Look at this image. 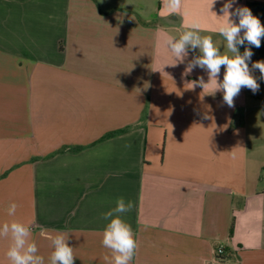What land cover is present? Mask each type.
<instances>
[{
    "label": "crops",
    "instance_id": "crops-1",
    "mask_svg": "<svg viewBox=\"0 0 264 264\" xmlns=\"http://www.w3.org/2000/svg\"><path fill=\"white\" fill-rule=\"evenodd\" d=\"M225 2L0 0V224L27 222L46 264L56 232L74 264H105L103 214L120 197L132 264H264V80L252 70L259 91L230 108L214 84L192 88L208 82L185 71L199 49L176 63L164 44L198 22L231 55ZM238 6L264 24V0ZM251 50L250 69L264 38Z\"/></svg>",
    "mask_w": 264,
    "mask_h": 264
},
{
    "label": "clouds",
    "instance_id": "clouds-1",
    "mask_svg": "<svg viewBox=\"0 0 264 264\" xmlns=\"http://www.w3.org/2000/svg\"><path fill=\"white\" fill-rule=\"evenodd\" d=\"M215 3L216 0H212L211 8ZM235 4L236 0H226L220 9L223 15L218 16L225 17L218 27V32L226 41L227 50L231 55L222 54L211 36H202L198 22L186 25L179 37L167 36L164 40L176 63H183L190 50L195 52L199 49L200 54L188 62L185 71L190 73L199 67L207 72L208 82L205 83L204 78L200 77L192 82V88L200 86L204 89L206 85L214 84L213 94L221 91L224 102L230 108L234 107V98L242 88H248L253 93L259 91L260 85L253 76L252 70L258 69L260 79L264 80V61L253 62L251 69L249 67L254 54L251 47H261L264 24L248 7H234ZM165 6L170 12H178L182 7V0H165ZM233 17H236L238 22ZM239 46H244L242 54ZM222 66L224 74L221 81L219 76ZM133 207L131 201L126 202L120 197L116 200L115 208L103 214V219L108 223L101 233V243L110 253L104 256L105 264H132L139 244L131 225L122 219V215L130 212ZM16 211V203H12L7 210L10 217H14ZM31 237L32 232L27 222L12 220L0 224V238L11 240L5 253L8 264H46L45 257L39 254V248ZM47 239L52 248L47 264H74L76 256L73 247L69 244L68 235L62 232L49 233Z\"/></svg>",
    "mask_w": 264,
    "mask_h": 264
},
{
    "label": "built area",
    "instance_id": "built-area-1",
    "mask_svg": "<svg viewBox=\"0 0 264 264\" xmlns=\"http://www.w3.org/2000/svg\"><path fill=\"white\" fill-rule=\"evenodd\" d=\"M221 253H222L221 251L218 252L219 255H221Z\"/></svg>",
    "mask_w": 264,
    "mask_h": 264
},
{
    "label": "trees",
    "instance_id": "trees-1",
    "mask_svg": "<svg viewBox=\"0 0 264 264\" xmlns=\"http://www.w3.org/2000/svg\"><path fill=\"white\" fill-rule=\"evenodd\" d=\"M220 256V255H219Z\"/></svg>",
    "mask_w": 264,
    "mask_h": 264
}]
</instances>
